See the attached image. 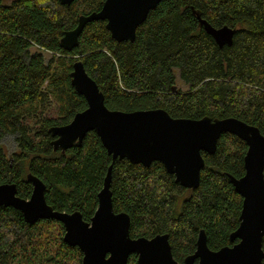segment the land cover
Masks as SVG:
<instances>
[{
	"label": "trees",
	"instance_id": "1",
	"mask_svg": "<svg viewBox=\"0 0 264 264\" xmlns=\"http://www.w3.org/2000/svg\"><path fill=\"white\" fill-rule=\"evenodd\" d=\"M102 4L0 0V184L14 182L17 195L29 198L26 174L32 173L45 184L53 209L78 210L89 221L112 164V206L129 215L131 237L166 233L179 263L194 252L201 229L210 249L232 245L242 197L229 175L244 174L247 149L237 135L223 133L213 153L201 152L199 185L191 189L159 161H112L94 131L79 145L54 150L49 128L67 124L87 106L70 81L80 60L109 109L235 117L264 136V0H160L133 40H115L106 21L97 19L85 24L75 47L63 49L64 32ZM198 16L213 27L234 28L231 44L219 46ZM7 136L15 142L11 152L4 146ZM63 235L56 219L28 223L19 210L0 206V264H81L80 248ZM126 264H138L137 256L131 254Z\"/></svg>",
	"mask_w": 264,
	"mask_h": 264
},
{
	"label": "water",
	"instance_id": "2",
	"mask_svg": "<svg viewBox=\"0 0 264 264\" xmlns=\"http://www.w3.org/2000/svg\"><path fill=\"white\" fill-rule=\"evenodd\" d=\"M69 5L74 0H58ZM160 0H103L99 11L81 14L74 28L66 30L59 44L71 50L85 24L105 20V27L117 41L133 40L136 28ZM205 31L222 46L232 42L234 28L227 25L213 27L198 16ZM75 90L84 96L87 106L76 112L64 125L49 128L53 149L61 152L81 144L88 131L100 138L112 161L125 158L131 163L149 166L153 161L163 164L168 173L185 188L199 185L204 165L202 151L213 153L223 133H232L244 140V174L230 182L242 197L239 224L231 232L232 245L212 250L206 242L204 230L199 231L196 248L182 263L174 259L166 233L131 237L129 215L114 211L111 200V165L97 197V207L89 221L78 210L71 212L53 209L45 199V184L32 173L26 179L32 185L29 198L17 195L14 182L0 184V206L19 210L24 220L34 223L40 219H56L64 227L63 239L78 246L81 264H126L131 254L138 264H263L264 250V136L258 127L235 117L201 118L172 117L163 108L122 111L109 109L96 82L88 75L83 63L76 60L70 72Z\"/></svg>",
	"mask_w": 264,
	"mask_h": 264
},
{
	"label": "rangeland",
	"instance_id": "3",
	"mask_svg": "<svg viewBox=\"0 0 264 264\" xmlns=\"http://www.w3.org/2000/svg\"><path fill=\"white\" fill-rule=\"evenodd\" d=\"M4 146L7 152H11L15 149V142L13 141L12 136H7L4 138Z\"/></svg>",
	"mask_w": 264,
	"mask_h": 264
}]
</instances>
